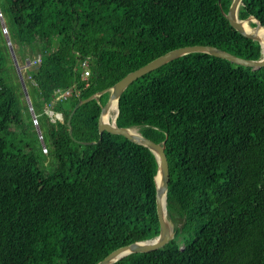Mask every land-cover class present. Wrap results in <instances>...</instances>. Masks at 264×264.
<instances>
[{
    "label": "trees",
    "instance_id": "16d2710c",
    "mask_svg": "<svg viewBox=\"0 0 264 264\" xmlns=\"http://www.w3.org/2000/svg\"><path fill=\"white\" fill-rule=\"evenodd\" d=\"M231 2L221 0L225 12ZM5 11L20 56L41 55L28 94L47 152L0 51V264H96L157 237L155 154L122 135L100 139L110 92L75 106L170 50L208 44L261 59V43L230 24L219 0H7ZM249 16L264 24V0H243L239 18ZM26 111L38 140L16 144L28 136ZM116 122L166 141L176 234L113 264H264V66L183 55L131 83Z\"/></svg>",
    "mask_w": 264,
    "mask_h": 264
},
{
    "label": "water",
    "instance_id": "95a60500",
    "mask_svg": "<svg viewBox=\"0 0 264 264\" xmlns=\"http://www.w3.org/2000/svg\"><path fill=\"white\" fill-rule=\"evenodd\" d=\"M243 3V0H232L231 5L227 12H225L222 8L221 0H219V5L224 12L226 18L229 20L230 24L239 31L242 35L247 38L257 40L262 43V37L257 34L256 32L248 31L244 27V20H252L255 25L254 28H264V24L257 19L255 16H249L246 19L239 18V8L240 5ZM250 22V23H251ZM263 50V49H262ZM193 52H203L208 53L210 55L223 58L226 60L231 61L232 63L249 66L253 69H258L264 66V56L261 59H248L237 56L227 50L221 49L214 45H204V44H195V45H187L182 46L173 50L166 52L165 54L153 59L152 61L148 62L147 64L129 72L125 75L122 79L117 81L113 86L100 90L96 93L91 94L89 97L81 100L75 106L73 113L75 110L82 104L91 101L93 99H98L103 94L110 92L109 98L107 102L102 106V110L99 117V133L100 139H102L104 132H109L112 134H118L126 137L128 140L143 145L151 150L158 162V169L155 176L156 181V208H157V215L160 223V233L157 237L149 240L144 241H136L124 246H121L108 255H106L102 260L97 262L96 264H113L114 262L120 260L121 258L136 252H150L156 250L160 247L165 246L168 242L173 240L175 237V225L169 219L167 213V192L169 187V180H170V170H169V161L166 154V141L163 142H156L153 139H150L144 136L141 132L138 131L137 128L134 127H123L119 126L116 122L118 114H119V99L123 92L127 89V87L133 83L138 78L144 76L145 74L161 67L162 65L179 58L183 55L193 53ZM12 53L15 57L14 50L12 49ZM25 94H28V91H24ZM117 102V112L115 114V118L110 121H105L104 116L108 114L112 104ZM72 113V115H73ZM71 115V116H72ZM69 124V133L71 137H73V129L71 126V117L68 121ZM82 143H94V141H81Z\"/></svg>",
    "mask_w": 264,
    "mask_h": 264
},
{
    "label": "rangeland",
    "instance_id": "374dc122",
    "mask_svg": "<svg viewBox=\"0 0 264 264\" xmlns=\"http://www.w3.org/2000/svg\"><path fill=\"white\" fill-rule=\"evenodd\" d=\"M6 3H7V0H0V8L2 9V11L4 13V16H3L2 11L0 10V17H1V20H0L1 21L0 22V51L4 55L3 69H4V72L9 76V79H11L12 82H14L15 84L18 85L16 87L19 88L20 91H23V93L20 95V97L22 100L24 99L28 103V105L30 106L32 119L34 121L35 128H36L38 134L40 135V140H42V142H43V146H44L43 149L45 152H47V148L44 144V139H43L41 129H40V127H38L39 121H38L36 113L33 110L32 103L30 100V96H29V94H25V92H24L26 90L27 91L29 90V87H30L29 79H31L29 77V74H28V68L26 67L27 66L26 60L31 58L30 61H32L35 58H37L40 54H37L36 56H34L35 54H31L30 51H27L25 54L26 56L24 58H22L20 56V52L18 50L19 48H18L17 44L15 42H13L9 36L8 26L10 28L12 21L9 17L10 13L9 12L7 13L5 11ZM252 23H254V22H251L250 24L252 25ZM2 30H3V32H2ZM257 33L261 37H264V33H262L261 31H258ZM7 41H8L9 45L7 44ZM12 49L14 50L15 57L12 53ZM25 62H26V66H25ZM32 66H37V64H33ZM85 66H87V63H85ZM88 68H89V65H88ZM91 74H92L91 71H90L89 75L84 74V78H88ZM70 90H71L70 88H67L66 90H64L65 92L61 93L58 97L67 94L66 92L70 91ZM70 93H71V91H70ZM35 108H36L37 113H40L42 111V107L41 108L35 107ZM44 110L47 114H49L48 110H50V109L48 106H45ZM35 118L37 119V121L35 120ZM23 121L26 122L27 127H25L26 129H23L22 132H26L28 136L24 137L21 135V133L16 134L14 140H12V141L16 144H19L21 141L37 142L38 139L35 136V133L37 134V132L35 131V128L31 125H27V122H28L27 111L23 112ZM37 148H39V145H37ZM44 156H46V155H44Z\"/></svg>",
    "mask_w": 264,
    "mask_h": 264
},
{
    "label": "built area",
    "instance_id": "2783aa9c",
    "mask_svg": "<svg viewBox=\"0 0 264 264\" xmlns=\"http://www.w3.org/2000/svg\"><path fill=\"white\" fill-rule=\"evenodd\" d=\"M30 59H31V58H29V59L26 60V62H27V66H26V62H25V66H26L27 68H28L29 66H32L33 64H39V63L41 62V55H39L37 58H35V59L32 60V61H30ZM85 63H87V62H84V64H83V66L85 67L84 72H83V77H84V74H85V75H89V74H90V71H91V70L88 68L89 63H87V66H85ZM29 77L31 78L30 75H29ZM56 92H57V99H59V98H64V99H66L67 96L70 94V91H67V92H66L67 94L58 97L61 93L65 92V91H62V90H60V89H57ZM48 111H49V114H50L51 116H53L54 118H57V119L63 120V116H62V114H60V113H54L52 110H51V111L48 110ZM35 120L37 121L36 118H35Z\"/></svg>",
    "mask_w": 264,
    "mask_h": 264
},
{
    "label": "bare ground",
    "instance_id": "6f19581e",
    "mask_svg": "<svg viewBox=\"0 0 264 264\" xmlns=\"http://www.w3.org/2000/svg\"><path fill=\"white\" fill-rule=\"evenodd\" d=\"M252 20H244V27H245V29H247L248 31H252V32H258V31H261L262 33H264V28L263 27H260V28H254L251 24H250V22H251ZM258 34V33H257ZM262 49H263V54H264V45L262 46ZM116 112H117V102L115 101L113 104H112V107L110 108V110H109V112H108V114H106L105 116H104V120L105 121H110V120H112V119H114L115 118V114H116Z\"/></svg>",
    "mask_w": 264,
    "mask_h": 264
}]
</instances>
